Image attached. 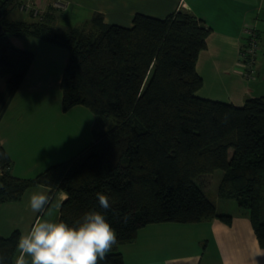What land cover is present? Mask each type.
Segmentation results:
<instances>
[{
	"label": "trees",
	"instance_id": "1",
	"mask_svg": "<svg viewBox=\"0 0 264 264\" xmlns=\"http://www.w3.org/2000/svg\"><path fill=\"white\" fill-rule=\"evenodd\" d=\"M15 8L17 0H0V79H6L0 122L34 61L12 39L34 38L68 50L62 109L85 107L97 123L92 144L32 180L10 175L11 159L0 144V206L20 201L33 186L47 188L50 202L67 193L58 221L74 226L86 211L104 213L117 243L100 264H124L117 247L133 243L148 225L215 219L230 225L232 217L219 215L198 184L221 170L218 197L249 212L264 250V96L247 98L242 107L197 96L203 81L196 64L211 33L202 21L179 10L163 19L136 14L126 28L95 14L60 34L28 14L30 23L7 20ZM50 14L42 19L56 18ZM96 193L109 197L106 212ZM20 235L0 236L2 264H15Z\"/></svg>",
	"mask_w": 264,
	"mask_h": 264
},
{
	"label": "crops",
	"instance_id": "2",
	"mask_svg": "<svg viewBox=\"0 0 264 264\" xmlns=\"http://www.w3.org/2000/svg\"><path fill=\"white\" fill-rule=\"evenodd\" d=\"M34 3L43 12L50 8V4L60 3L64 5L65 11L60 13L61 17H56L51 21V23L59 26V31L52 27L57 33L67 32L74 26H81L95 13L102 14L104 22L108 24H116L108 19L127 20L128 25H116L130 28L132 18L136 14L163 19L173 12L185 10L211 30L206 39V49L200 53L196 64V70L203 81L197 96L207 100L215 99L234 107H242L247 98L264 96V0H34ZM5 17L12 22H32L27 15L20 13L17 8L8 11ZM252 36H256L259 44V54L255 65L256 76L249 74V72L246 73L239 59L242 48ZM25 39L14 38L12 43L14 46L24 49L21 48L23 47L22 44H18L16 41ZM26 81V89L32 91L37 90L42 84L35 79L30 84L26 77L20 88H24ZM48 191L45 187H39L36 193L47 195ZM21 200L16 203V208L19 210H21L19 207ZM51 201L52 203H49L41 215L34 213L28 203L25 208L27 212L26 221L24 220L20 224L26 225L27 223L25 229L28 231L38 215L48 217L47 213L53 204H55L53 207L55 211L52 208L53 214L56 216L53 220L58 221L60 205L65 201L64 194L57 193ZM8 206L10 208L13 205L0 206V212ZM246 220L233 218L232 223L236 224V227L234 226L236 230L233 229V226L227 227L215 220L195 224L199 226L197 228L204 231L206 238L213 243L208 255L206 253V264H264V250L259 247L258 241L251 231L250 221ZM22 227L23 225H19L16 230L20 231L21 234L26 233L27 231L22 230ZM190 228L193 230V227ZM241 228L249 230L247 237L238 230ZM193 234V231L186 232L180 238L192 240ZM10 235L11 233L0 234L5 238ZM154 235L157 240L162 239V235ZM157 243L153 244L156 245ZM122 248L117 247L116 252L122 253L124 264H200L197 262L199 253L195 250L190 251L189 254V251L181 249L180 258L173 256L174 246H171V250L167 249L164 252L161 250L155 252L144 250L142 254L137 253L139 256L134 258L131 263H126ZM153 254L157 256L156 259L152 258ZM145 255H148L152 261L134 262L135 260L139 261Z\"/></svg>",
	"mask_w": 264,
	"mask_h": 264
},
{
	"label": "rangeland",
	"instance_id": "3",
	"mask_svg": "<svg viewBox=\"0 0 264 264\" xmlns=\"http://www.w3.org/2000/svg\"><path fill=\"white\" fill-rule=\"evenodd\" d=\"M31 1L35 5L34 0ZM26 4V0H17V10L24 15L28 14L30 18L42 20L59 31L57 24L51 23L52 20L50 22L48 19L43 20L42 17L44 14H47L51 18V12L52 15L60 18V13L65 11L64 5L59 3L56 7L54 4H50L53 11H55V15L50 9H46L43 12L37 5H35L36 12H27L22 6ZM63 32L60 33L62 34ZM252 37L246 45L251 39L255 41L257 59L259 44L256 36ZM17 42L18 44H22L23 47L21 48L34 54V61L27 76L28 82L31 84L35 79L42 83V87L40 86L34 91L27 90L26 81L24 88H20L0 122V138L2 140L1 144L11 159L10 175L23 180H32L49 167L71 160L92 144L95 141L93 133L97 121L95 115L85 107L76 106L67 111L62 109L59 84L69 59L68 50L34 38H26ZM256 59L249 67L245 66L244 61L240 59V64L244 67L246 73L249 72V74L256 76ZM5 82L6 79H0V90ZM209 100L217 101L215 99ZM222 176L223 172L217 170L213 174L200 178L198 184L215 203L219 215L231 216L232 219L249 220V212L241 210L234 199L218 197V187ZM38 189L39 186H33L25 191L19 204L21 210L16 208L17 201L8 203L13 206L10 208L8 206L0 212V234L13 233L19 225H23L22 230H26L27 223L24 225V223L20 224V222L26 221L27 212L25 208L28 206L30 196L36 193ZM53 207H55V204H53L49 213H47V216H50L51 219L56 217L53 214L55 211ZM215 221L222 223L218 219H215ZM224 225L227 227L233 226V229L236 230L234 222H231L230 225ZM190 227H193V230H190ZM197 227L199 226L195 224L175 223L148 225L139 230L138 237L133 243L118 247H123L126 263H131L134 258L139 256L137 253L142 254L144 250L153 252L161 250L164 252L167 249L171 250V246H174L173 256L180 258L181 249L189 251V254L190 251L195 250L199 253L197 262L206 264V253L208 255L213 247V243L210 239L206 238L204 231ZM250 227L255 236L251 223ZM238 230L247 237L249 230L244 228ZM190 231L194 232L191 237L193 238L192 240H189L190 238H180L181 235ZM154 234L162 235V239L157 240ZM151 242L158 243L154 245ZM152 258L156 259L157 256L153 254ZM148 261L152 260L148 255H145L139 261L135 260L134 262Z\"/></svg>",
	"mask_w": 264,
	"mask_h": 264
},
{
	"label": "clouds",
	"instance_id": "4",
	"mask_svg": "<svg viewBox=\"0 0 264 264\" xmlns=\"http://www.w3.org/2000/svg\"><path fill=\"white\" fill-rule=\"evenodd\" d=\"M67 198L65 193L64 199ZM96 199L100 208L109 210L106 194L96 193ZM49 202L48 195L33 193L29 207L40 214ZM116 243V232L100 211H86L74 226L50 216H38L30 229L18 237L15 264H100ZM2 260L0 257V264Z\"/></svg>",
	"mask_w": 264,
	"mask_h": 264
},
{
	"label": "built area",
	"instance_id": "5",
	"mask_svg": "<svg viewBox=\"0 0 264 264\" xmlns=\"http://www.w3.org/2000/svg\"><path fill=\"white\" fill-rule=\"evenodd\" d=\"M26 1H27V4L22 5L25 8V10L27 12H36L37 9H35L33 2L31 0H26ZM58 5L59 3L54 4V6L56 7ZM256 52H257V46L255 44V41L251 39L240 53V59L244 61L245 66L249 67L252 63H254L256 59Z\"/></svg>",
	"mask_w": 264,
	"mask_h": 264
},
{
	"label": "bare ground",
	"instance_id": "6",
	"mask_svg": "<svg viewBox=\"0 0 264 264\" xmlns=\"http://www.w3.org/2000/svg\"><path fill=\"white\" fill-rule=\"evenodd\" d=\"M109 21H112V22H115L116 24H120V25H128L129 23H127V20H124V21H118V20H111V19H108Z\"/></svg>",
	"mask_w": 264,
	"mask_h": 264
},
{
	"label": "water",
	"instance_id": "7",
	"mask_svg": "<svg viewBox=\"0 0 264 264\" xmlns=\"http://www.w3.org/2000/svg\"><path fill=\"white\" fill-rule=\"evenodd\" d=\"M2 32H3V27H2V25L0 23V34H2Z\"/></svg>",
	"mask_w": 264,
	"mask_h": 264
}]
</instances>
